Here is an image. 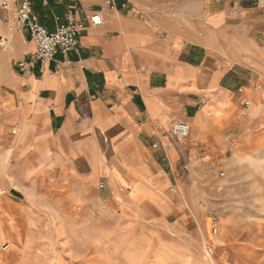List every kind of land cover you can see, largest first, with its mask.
<instances>
[{
  "label": "crops",
  "instance_id": "crops-1",
  "mask_svg": "<svg viewBox=\"0 0 264 264\" xmlns=\"http://www.w3.org/2000/svg\"><path fill=\"white\" fill-rule=\"evenodd\" d=\"M108 1L103 23L93 25L91 12ZM31 2L49 30L56 16L66 22L71 6L84 27L75 51L41 64L15 10L0 2V33L9 39L0 48V146L20 178L44 177L50 194L93 212L115 201L122 211L148 203L167 214L183 206L171 200L172 186L205 194L214 151L236 148L241 131L260 125L264 106L241 105L264 100V81L244 76L264 67L260 4L252 11L251 0L240 10L234 0ZM177 121L190 134L169 141Z\"/></svg>",
  "mask_w": 264,
  "mask_h": 264
},
{
  "label": "rangeland",
  "instance_id": "rangeland-1",
  "mask_svg": "<svg viewBox=\"0 0 264 264\" xmlns=\"http://www.w3.org/2000/svg\"><path fill=\"white\" fill-rule=\"evenodd\" d=\"M248 75L264 81V67L246 68ZM247 102L243 108L264 106ZM239 135L236 148L214 151L205 194L170 188L183 206L167 214L148 203L125 211L115 201L98 212L74 206L50 194L44 177L20 178L0 146V264H264V117Z\"/></svg>",
  "mask_w": 264,
  "mask_h": 264
},
{
  "label": "built area",
  "instance_id": "built-area-1",
  "mask_svg": "<svg viewBox=\"0 0 264 264\" xmlns=\"http://www.w3.org/2000/svg\"><path fill=\"white\" fill-rule=\"evenodd\" d=\"M241 2L243 0H237ZM1 8L4 10H15L17 21L27 29L28 40L33 41L36 47V59L41 64L46 63L54 58L58 52L69 53L75 51L79 45V38L83 31V24L75 17L74 6L68 8L65 19L66 22L59 24L60 18L55 17L57 25L54 30H49L40 24L33 16L31 0H1ZM253 6H258L260 0H251ZM113 6V1H108L105 7L91 12L89 19L93 25H101L103 23V12L105 9ZM125 7L126 4H123ZM8 37L0 33V48H4L8 44ZM22 67L25 62L20 64ZM246 105L250 103L245 101ZM190 134V125L183 121L175 122L169 132V141L177 139L183 140ZM158 144H154L157 147ZM104 182H100V187H104ZM174 192H177L173 189Z\"/></svg>",
  "mask_w": 264,
  "mask_h": 264
},
{
  "label": "bare ground",
  "instance_id": "bare-ground-1",
  "mask_svg": "<svg viewBox=\"0 0 264 264\" xmlns=\"http://www.w3.org/2000/svg\"><path fill=\"white\" fill-rule=\"evenodd\" d=\"M251 142H253V140H252ZM251 142H250L249 144H247V146L252 145ZM0 236H1V235H0ZM3 239H4V238H3Z\"/></svg>",
  "mask_w": 264,
  "mask_h": 264
}]
</instances>
